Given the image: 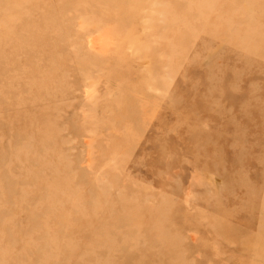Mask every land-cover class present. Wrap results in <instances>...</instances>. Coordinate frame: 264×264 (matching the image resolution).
I'll return each mask as SVG.
<instances>
[{"label":"rangeland","instance_id":"374dc122","mask_svg":"<svg viewBox=\"0 0 264 264\" xmlns=\"http://www.w3.org/2000/svg\"><path fill=\"white\" fill-rule=\"evenodd\" d=\"M0 264H264V0H0Z\"/></svg>","mask_w":264,"mask_h":264}]
</instances>
